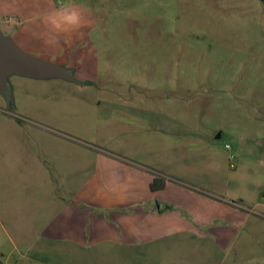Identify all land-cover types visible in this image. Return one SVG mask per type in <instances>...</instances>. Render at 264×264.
Wrapping results in <instances>:
<instances>
[{"label": "rangeland", "instance_id": "obj_1", "mask_svg": "<svg viewBox=\"0 0 264 264\" xmlns=\"http://www.w3.org/2000/svg\"><path fill=\"white\" fill-rule=\"evenodd\" d=\"M72 13L78 27H54ZM0 28L81 82L12 77L14 114L0 95V264H264V0H0ZM100 156L155 177L184 162L204 221L145 245L63 243L62 206L44 203L68 187L44 177Z\"/></svg>", "mask_w": 264, "mask_h": 264}, {"label": "crops", "instance_id": "obj_2", "mask_svg": "<svg viewBox=\"0 0 264 264\" xmlns=\"http://www.w3.org/2000/svg\"><path fill=\"white\" fill-rule=\"evenodd\" d=\"M168 149L167 146V152ZM110 157L100 156L97 166L81 176L74 167L71 175L60 173L54 177L47 171L44 179L48 184L54 185L58 178L63 187H68L65 194L70 196L69 200L60 196L61 192L59 195L50 192L44 203L62 206L63 211L49 226L61 231L57 237L63 243L88 244L104 239L107 243L145 245L192 228L191 215L199 223L204 221L208 200L181 182L189 172L184 162L165 157L161 169L171 175H160L167 180L166 187L153 192L150 188L153 174ZM33 201L35 205L40 203L37 199H28L27 203ZM212 202L219 214L217 201Z\"/></svg>", "mask_w": 264, "mask_h": 264}, {"label": "water", "instance_id": "obj_3", "mask_svg": "<svg viewBox=\"0 0 264 264\" xmlns=\"http://www.w3.org/2000/svg\"><path fill=\"white\" fill-rule=\"evenodd\" d=\"M12 77L37 81L63 80L77 85L81 84L74 69L45 61L27 53L0 28V95L6 102L7 110L14 114ZM217 138H220V135Z\"/></svg>", "mask_w": 264, "mask_h": 264}, {"label": "clouds", "instance_id": "obj_4", "mask_svg": "<svg viewBox=\"0 0 264 264\" xmlns=\"http://www.w3.org/2000/svg\"><path fill=\"white\" fill-rule=\"evenodd\" d=\"M52 23L56 29L60 30L62 25L67 26L68 28L78 27L80 25V19L77 14L72 13L71 15L63 16L59 21H53ZM63 30H67V28Z\"/></svg>", "mask_w": 264, "mask_h": 264}, {"label": "trees", "instance_id": "obj_5", "mask_svg": "<svg viewBox=\"0 0 264 264\" xmlns=\"http://www.w3.org/2000/svg\"><path fill=\"white\" fill-rule=\"evenodd\" d=\"M167 180L163 177L156 176L151 183V190L153 192L161 191L166 187Z\"/></svg>", "mask_w": 264, "mask_h": 264}, {"label": "flooded vegetation", "instance_id": "obj_6", "mask_svg": "<svg viewBox=\"0 0 264 264\" xmlns=\"http://www.w3.org/2000/svg\"><path fill=\"white\" fill-rule=\"evenodd\" d=\"M6 103V102H5Z\"/></svg>", "mask_w": 264, "mask_h": 264}]
</instances>
